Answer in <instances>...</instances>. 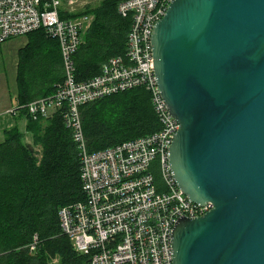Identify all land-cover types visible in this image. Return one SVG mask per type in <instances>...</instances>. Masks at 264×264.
Segmentation results:
<instances>
[{
    "label": "water",
    "instance_id": "1",
    "mask_svg": "<svg viewBox=\"0 0 264 264\" xmlns=\"http://www.w3.org/2000/svg\"><path fill=\"white\" fill-rule=\"evenodd\" d=\"M152 46L173 176L214 204L179 219L174 264H264V0H172Z\"/></svg>",
    "mask_w": 264,
    "mask_h": 264
},
{
    "label": "built area",
    "instance_id": "2",
    "mask_svg": "<svg viewBox=\"0 0 264 264\" xmlns=\"http://www.w3.org/2000/svg\"><path fill=\"white\" fill-rule=\"evenodd\" d=\"M171 1H121L119 14L132 21L126 51L106 60L97 75L82 80L74 56L90 17L62 18L60 14L63 6L72 7L74 0H0V45L38 29L60 44L63 81L52 95L26 107L34 119L59 112L77 145L85 199L62 207L59 216L62 233L78 253L88 256L86 264H174L172 233L179 219L200 217L214 208L212 202L191 201L170 167L169 149L180 124L169 112L158 86L152 33ZM134 88L149 92L159 129L89 151L81 108ZM37 243L35 236L32 250Z\"/></svg>",
    "mask_w": 264,
    "mask_h": 264
},
{
    "label": "trees",
    "instance_id": "3",
    "mask_svg": "<svg viewBox=\"0 0 264 264\" xmlns=\"http://www.w3.org/2000/svg\"><path fill=\"white\" fill-rule=\"evenodd\" d=\"M123 0H103L83 12L62 8V18L88 15L92 22L74 56L79 79L100 72L110 57L126 51L131 18L122 17ZM19 52L16 113L28 119L26 131L18 124L5 131L0 143V264H86L62 233L59 211L85 199L81 160L63 116L34 119L26 105L55 92L63 81L64 63L59 42L44 29L29 33ZM89 151L102 150L150 134L160 124L144 88H134L98 99L81 108ZM27 135L32 144L27 143ZM40 145L42 150L36 152ZM38 236L35 250L31 249ZM56 260V262H53Z\"/></svg>",
    "mask_w": 264,
    "mask_h": 264
},
{
    "label": "crops",
    "instance_id": "4",
    "mask_svg": "<svg viewBox=\"0 0 264 264\" xmlns=\"http://www.w3.org/2000/svg\"><path fill=\"white\" fill-rule=\"evenodd\" d=\"M87 1L90 2V0H87ZM89 17L90 19L92 18L91 16ZM91 22L92 20H90V22L87 24L86 29L83 34H85V32L88 30V28L91 25ZM22 37H25V40L22 42V44H19L16 52L11 54L12 64H14L15 71H16V82L15 80H13L12 85H9L8 87H4L3 90L0 92V135H1L0 143L5 139L6 130L18 124V126L22 130L26 131V126L28 123V119L24 115L23 116L19 115L16 112L15 114L12 113V110L16 109V106L19 103L20 89H19V86L17 85V77H18L19 61H20L19 52L26 45L28 41V38L26 36H22ZM14 38H17V37H14ZM12 55L16 58H12ZM14 79H15V76H14ZM10 89H12L11 92H10ZM28 136L29 135H27L26 139H28Z\"/></svg>",
    "mask_w": 264,
    "mask_h": 264
},
{
    "label": "rangeland",
    "instance_id": "5",
    "mask_svg": "<svg viewBox=\"0 0 264 264\" xmlns=\"http://www.w3.org/2000/svg\"><path fill=\"white\" fill-rule=\"evenodd\" d=\"M70 1L64 0V3H68ZM101 1L103 0H90V2H88L87 0H74V4L72 7L68 5H64L63 8L66 9L69 8L70 10L68 11L78 13V12H83L88 8H92L99 5ZM70 18H74V17H70ZM90 20H92V18ZM24 40L25 37L21 36L11 39L0 45V92L3 90L4 87H8L9 85H12L13 80H15L16 82V71L14 64H12L11 54L16 52L19 44H22ZM12 58H16V57L12 55ZM11 91L12 89H10V92ZM26 141L27 143L32 144L33 141L30 135L28 136V139ZM35 150L36 152H39V156H40L42 150L41 146L40 145L36 146ZM53 262H56V260H54Z\"/></svg>",
    "mask_w": 264,
    "mask_h": 264
}]
</instances>
